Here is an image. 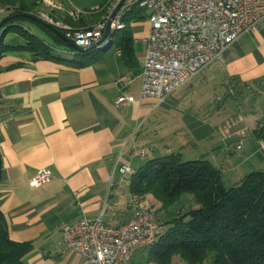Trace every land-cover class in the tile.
Here are the masks:
<instances>
[{
  "label": "crops",
  "instance_id": "crops-1",
  "mask_svg": "<svg viewBox=\"0 0 264 264\" xmlns=\"http://www.w3.org/2000/svg\"><path fill=\"white\" fill-rule=\"evenodd\" d=\"M50 1L83 11L81 20H71L43 0L36 1V11L84 27L103 17L107 0ZM131 17L126 23L133 39L130 63L114 45L97 48L99 58L80 66L32 60L24 51L0 56V211L8 236L33 245L23 264H87L64 246L61 228L81 217L99 216L117 225L132 218L133 204L148 199L131 193L130 175L118 171L121 164L134 173L150 159L179 154L181 160L207 159L221 177L236 162L248 163L249 171L264 169V151L257 145L261 137L254 134L264 125V19L230 44L221 59L158 103L140 97L142 62L137 58L149 27L145 16ZM1 41L24 44L14 32ZM215 86L227 94L219 97ZM120 94L134 101L117 107L113 101ZM171 112L178 113L176 143L161 138L156 128ZM239 117L246 130L238 135L242 147L236 149L237 140L224 139L219 130ZM237 152L243 160L235 159ZM42 168L50 170V179L31 187L29 180Z\"/></svg>",
  "mask_w": 264,
  "mask_h": 264
},
{
  "label": "built area",
  "instance_id": "built-area-1",
  "mask_svg": "<svg viewBox=\"0 0 264 264\" xmlns=\"http://www.w3.org/2000/svg\"><path fill=\"white\" fill-rule=\"evenodd\" d=\"M122 0H107L103 17L88 27L74 28L55 20L43 11L35 16L55 28L62 29L65 37L82 48L96 45L103 33L106 19ZM55 6L76 21L84 13L79 9ZM7 7H0V11ZM135 9L148 23V32L142 39L143 54L140 71V97H152L162 103L180 86L191 81L202 69L222 58L227 47L244 33L254 29L264 19V0H124L111 22L112 35L125 27L123 18ZM106 39L96 48L104 47ZM134 101L132 96L120 94L113 101L123 107ZM0 121V126H2ZM241 117L228 122L219 130L224 139L236 141L246 130ZM264 151V137L257 140ZM122 175L133 170L126 164L118 166ZM51 172L40 169L30 180L31 187L48 181ZM133 216L117 225L106 224L102 217H81L61 228L64 246L84 257L87 264H126L137 248L148 247L159 228L150 210L133 204Z\"/></svg>",
  "mask_w": 264,
  "mask_h": 264
},
{
  "label": "trees",
  "instance_id": "trees-1",
  "mask_svg": "<svg viewBox=\"0 0 264 264\" xmlns=\"http://www.w3.org/2000/svg\"><path fill=\"white\" fill-rule=\"evenodd\" d=\"M36 1L0 0V7H7L4 18L10 17L0 29V56L5 51H24L32 60L65 61L75 66L99 58L101 50L97 48L76 53L79 60H68L59 50L54 53L55 46H66L62 39L41 20L21 15L35 16ZM138 15L129 11L128 17L123 18L124 29L112 37L107 46L118 47L128 63L132 61L133 39L126 23L131 16ZM80 20L81 16L76 21ZM26 22L35 24L50 42L28 29ZM56 29L65 34L64 30ZM7 32L18 34L24 44L3 45L1 40ZM254 134L264 137V125L258 126ZM179 156L150 159L130 175V191L140 199L151 195L162 205H171L182 195L190 194L196 203L194 208L158 223L155 240L148 246L151 260L172 264V258L179 255L188 264H203L211 256V264H264V169L249 171L239 183L226 187L219 169L207 159L181 160ZM32 248L31 242L16 241L8 236L0 211V264H23V258Z\"/></svg>",
  "mask_w": 264,
  "mask_h": 264
},
{
  "label": "rangeland",
  "instance_id": "rangeland-1",
  "mask_svg": "<svg viewBox=\"0 0 264 264\" xmlns=\"http://www.w3.org/2000/svg\"><path fill=\"white\" fill-rule=\"evenodd\" d=\"M0 13H7V9L2 11V12L0 11ZM3 17H4V15L0 14V22L3 20L2 19ZM25 25L28 26L33 33L37 34L40 37H44L47 41L50 42V39L46 38L44 36V34H42L41 30L35 24L26 22ZM119 33H120V31L115 32L112 35V37H115ZM55 47L56 48L53 49V52L57 53L59 50L64 55V58H66L68 60H73V59L75 60V58H79V55H76V52L67 46H62V45L58 46L57 45ZM137 62H138V64H140L142 62V57L137 58ZM215 65L216 64H214V66ZM207 73H209L208 70L203 72V74H207ZM216 86L214 87V89L217 90L216 92L219 94V97H223L225 93L227 94V91H225V89L222 86H219V87H216ZM228 101H229V105L230 104L232 105L233 101H232L231 97L228 98ZM238 102H240V101H238ZM234 105H235V102H234ZM163 112L164 111H162L160 113L164 114ZM167 115L168 114H165L166 120L158 122L156 124L157 133L161 138H164V140H168V141L176 143L177 139L173 135L174 134L173 130L179 124L178 119L175 118V116L178 117V113L177 112H171V115L169 117H167ZM176 132H178V131H176ZM178 137L181 141H186V137L180 135L179 133H178ZM238 140H240V139H238ZM241 147H242V142H241V146L239 149H241ZM235 148H236V145H235ZM188 150H190L189 146L186 147V152ZM242 156H243L242 152H237L235 159H239V160L242 159L243 160ZM182 159L187 160L188 157H183ZM231 168L233 169L232 171L228 172L227 170H225V173L222 176V181L226 187H230L234 184L239 183L240 178L242 176H244L250 170L248 163H246V162H244L241 165H238L236 162V163H234V165L231 166ZM237 174H239L240 177L238 179H235V176ZM145 196L148 197V199L143 200L144 203H140L141 200H139V202L135 203V205H138L141 209L144 208V209L150 210L153 213L155 220L157 222H163L166 219L172 218L177 213L178 214L183 213L184 211H187V210L194 208L196 206V203L190 194L182 195L176 202H174L171 205H162L161 202L156 200L151 195H145ZM145 196H143V198H145ZM143 198H141V199H143ZM148 248L149 247L137 248L135 250L133 257H132V260L129 264H158V263L151 260V257L149 256V253H148ZM172 264H188V263L185 260L181 259L179 255H175L172 258ZM203 264H211V256H208L204 260Z\"/></svg>",
  "mask_w": 264,
  "mask_h": 264
},
{
  "label": "water",
  "instance_id": "water-1",
  "mask_svg": "<svg viewBox=\"0 0 264 264\" xmlns=\"http://www.w3.org/2000/svg\"><path fill=\"white\" fill-rule=\"evenodd\" d=\"M124 2V0H122L118 5L117 7L112 11V13L109 15V17L106 19V22H105V26H104V30H103V33H102V36L99 40V42L96 44V45H93V46H90L88 48H82L78 45H76L72 40L68 39L67 37H65V35H63L62 33H60L55 27L47 24V23H44L42 21V23L47 27V28H50L58 37H60L62 39V41L65 43V45L71 49H73L77 54H80V53H87V52H91V51H94L96 49V46L97 45H100L102 44L106 39L109 38V41L108 43L103 47H107L111 40H112V28H111V22L112 20L114 19L117 11L119 10L120 6L122 5V3ZM22 16L24 17H27V18H30V19H33V20H36L38 21V18L34 15H31V14H21ZM17 16V15H15ZM10 19V17H6L4 18L1 22H0V29L4 27L5 23Z\"/></svg>",
  "mask_w": 264,
  "mask_h": 264
}]
</instances>
